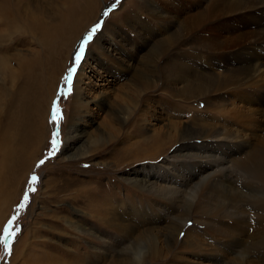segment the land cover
I'll list each match as a JSON object with an SVG mask.
<instances>
[{"label": "rangeland", "instance_id": "obj_1", "mask_svg": "<svg viewBox=\"0 0 264 264\" xmlns=\"http://www.w3.org/2000/svg\"><path fill=\"white\" fill-rule=\"evenodd\" d=\"M6 1L11 9L20 0ZM25 1L47 21L44 32L58 34L47 40L43 32L41 44L40 25L22 18L21 31L1 43L5 51L0 55L14 56L13 68L20 54L39 76L29 80V70L21 72L15 84L6 85L8 97L3 98L4 124L12 141L8 169L0 175V264H264V176L245 172L236 192H211V202L206 203L203 190L187 207L184 198L168 203L128 181L142 168L160 164L175 148L173 139L159 154L131 144L155 133L176 138L183 127L197 124L215 126L207 130L220 131L222 137L251 134L250 147L226 159L237 172V162L245 163L254 153L264 171V86H242L237 97L233 87L215 93L213 88L203 90L199 82L207 74L220 77L240 71L249 58L263 68L264 0ZM85 3L89 7H83ZM98 22L101 29L74 65L82 38ZM78 28L77 40L65 54V37ZM111 34L108 42L102 38ZM115 39L126 44L111 56ZM98 42L107 49L100 58ZM83 64L79 81L85 99L77 106L75 76ZM72 67L76 71L66 80ZM136 73L145 80L144 88L135 81ZM49 90L53 96L48 106ZM229 103L252 112L256 129L248 131L240 113L232 117ZM54 108L62 120H53ZM121 108L127 110V120L117 118ZM84 116L87 125L79 122L77 129L85 138L71 142V152L64 155L69 126ZM57 128L58 143L53 145ZM114 129L120 134L109 142ZM95 135L100 138L91 144ZM122 148L127 154L119 152ZM192 179L181 187L184 197L190 198L186 191L199 180ZM158 186L169 187L163 179ZM6 227L13 233L7 247Z\"/></svg>", "mask_w": 264, "mask_h": 264}, {"label": "bare ground", "instance_id": "obj_2", "mask_svg": "<svg viewBox=\"0 0 264 264\" xmlns=\"http://www.w3.org/2000/svg\"><path fill=\"white\" fill-rule=\"evenodd\" d=\"M15 1L17 2L19 0H15ZM24 1L25 0H20L19 2H17L18 6H15V4H13L14 6H12L13 8H11V9L8 8L9 7L8 5L11 3L7 2L6 0L3 1L4 6L3 5L0 6V8H4V13H5L2 15L3 9H0V27L6 28L3 31L0 30V52L2 51L1 43L6 41V40H8V41H10L11 39L13 40V38L16 36V34L19 31H21L19 29L21 27H23V24L20 23L22 18L27 23H30V24L33 23V25H40V26H38L39 28H37V29H39V30L42 29V33H41V31L39 32L41 35L44 32L43 26H45L47 24L46 23L47 21L45 22L42 17L39 18V15H37L39 13L36 14V12H34V10H36L37 8L34 9L33 11L31 9H28V7H26V3H24ZM26 1H29V0H26ZM86 6L89 7V5H87V3H85V5L83 7H86ZM75 10H76V8H75ZM40 11H42V10H40ZM42 14L45 15V12L42 11ZM73 15H74V13H73ZM75 15H76V13H75ZM40 16H41V14H40ZM26 22H24V23L26 24ZM34 23H37V24H34ZM43 24H45V25H43ZM48 25H50V24L48 23ZM48 25H47V27H48ZM30 27H31V25H30ZM79 28H80V26H79ZM79 28L76 30L74 29V31H72V33H70L71 35L69 37H65L67 39V41L65 40L66 42L63 41V42H65V45H64L65 49L62 50L61 49L62 47L60 48V50H62L65 54L69 53L70 47H72L75 44V41L77 40V35H79L78 34ZM32 30H31V32H32ZM35 30H36V28H35ZM28 31H30V29L27 30V32ZM51 32H53V31L51 30ZM51 32L50 33L44 32L45 34H43V35H45L46 37L42 35L43 39L40 41L41 44L43 43V41H45V38L48 40V38L50 36H56L58 34V33L53 34ZM36 33H37V31H36ZM33 34H35V33H33ZM33 34H32V36H34ZM113 36L114 35L111 34V35H108V37L106 35L102 38H106V40L108 42V40L113 38ZM26 37H28V36H26ZM58 38L60 39V37H58ZM53 39H54V37H53ZM49 40H51V39H49ZM106 40H104V41H106ZM52 43H53V41H52ZM115 43H116V45H114V47L111 48L110 52H109V53H111V56L115 52L119 51L120 47L122 48V44H123V46H125V44H126V43H122L121 40H116V39L113 42V44H115ZM44 44H45V42H44ZM45 46H47V45H45ZM48 46H50V45H48ZM52 46L50 49H52ZM60 46H63V44ZM96 46H100V48H101L99 51H97L99 53L98 57L99 56L103 57L104 54L107 53V49L103 48V46H101V43H99V42L96 44ZM58 48H59V46L56 49H58ZM58 50H56L55 52L57 54H60L61 52L60 51L58 52ZM4 51H2V52H4ZM93 51H95V50H93ZM93 51L88 53V55L85 57L83 62H85L86 60L89 59V57H91V53ZM156 51L158 52V48H156ZM63 52H62V54H63ZM50 53H53V52H50ZM13 57L10 56V58H9L7 56L0 55V131H1V135H0V175H1L2 170L6 169L9 166L7 163V160L11 159L9 144L12 141V136H11V133L8 134V132L6 131L7 126L4 124L6 118H5V116H3V113H2V107H3L2 104L5 103V99L3 100V98L9 92V89L7 90L6 85H8L9 83H11V86L13 84H15L14 82H15V80H17L20 73L25 72L24 74H27L26 71H28L29 68L31 67V64L28 62L25 63V61L23 60L24 58L22 59V57L19 54V55H17L16 59H14V62H16V66L13 68L10 65V61L13 60L12 59ZM25 58H27V57H25ZM63 58L66 59L65 57H62L61 60H63ZM255 60H256V58L247 59L244 62V65L240 71L234 72L230 75H223V76L218 77V76H215L213 74H207L204 76V78L199 79V82L202 84V86L205 85L203 87V90L211 91L213 88V92H215V93L221 92L227 88L229 89V88L233 87L232 89H234L236 92L235 95H237V97H239L240 93H241V89H239V88L242 86H246L248 84H249V86H253L254 84H256V86H258V85L264 86V66H263V68H261L260 66H257V64H255ZM28 61H31V59ZM120 62L122 63V61H120ZM83 68H84V64H83V66L82 65L80 66V68L78 70L79 73H77L75 76L76 82H75V87H74L75 88L74 93L77 94V98H76L77 104H75L77 106H78V100L80 102V101H83V99H85L83 97L84 94L82 93V91L85 90V88L81 87V84L79 81V78L81 79L80 75L82 73L81 71L83 70ZM175 69H177V68H173V70H175ZM33 74L39 76L37 73L34 72V70H33V72L29 70V73H28L29 76L27 77V79H29V80L30 79H36L37 80V77ZM21 76H23V74ZM184 76H186V75H183V77ZM23 78H24V76H23ZM142 78L143 77L142 76L140 77L137 73L135 74V81L137 82V84L140 87L144 88L146 83H145V80H143ZM55 79H56V77H55ZM55 79H54V81H55ZM195 80H198V78ZM21 81H22V77H21ZM23 81H24V79H23ZM56 85L57 84H55L54 90L56 89ZM17 87H19L18 84H17ZM54 90H52V91H54ZM48 94L49 95L46 96V98L48 97L47 101H48V106H49L53 94L50 93V90H49ZM235 95L232 96L233 99H236ZM6 97H8V96H6ZM49 97H51V99H49ZM103 103L104 102L102 99L96 100V104L99 107L103 106ZM233 104L234 103H229V107L231 110V111H229L230 115L232 117L237 118V114L240 113L243 116V118H241V119H244V121H243L244 127H247L248 131H250V130L253 131L252 129L255 128L253 126L256 125L255 120L252 117V116H254L253 113L250 111H245L242 108H238V107L236 110V108L233 106ZM123 106H125V105H123ZM207 106H213V105L210 102H207ZM227 106L225 105L226 108H227ZM48 110H49V108H48ZM126 112H127V110L124 108L117 110V114H116L117 118L123 116L121 119L127 120V115H126L127 113ZM47 114H48V111H47ZM75 117H77V116H75ZM88 120L89 119H86L85 116L82 118L79 117V120L73 122L69 126V128H68L69 134H68L67 140L65 142L66 144L69 143V145L67 147H64L65 148L63 151L64 155L69 154L71 152V150H72V148H71L72 144H70L71 142H74V141L76 142L78 138H79L78 141H81L83 138H85V137H83V134H82V136L81 135L78 136L79 130L77 129V127H78L79 122L87 125ZM214 127L215 126H213V128ZM213 128H207L201 124H197L195 126V128H189L186 126V127H183V129L177 134L176 138H174L175 135H173V134L171 135L170 133H164L162 135L155 133V136H157L158 138L153 136V137H149L146 141H140V142H136V143L131 144L134 146L135 145H137V146L141 145V146L150 147L151 151H153L154 154H157L158 152L160 153L162 151V149L165 150L164 146L167 143H169V141H171L173 139L174 144H175V148H173V150L171 151L170 156H167L160 161V164H157L155 166L152 165L150 168H142L141 171L136 172V174H138V175L130 178L128 180L129 184H131L134 188H137L139 191L153 192V193H155V195H159L160 197H162L161 198L162 201H165L168 203H169V201L172 204H173V202L179 203L181 201V199L184 198L183 199L184 203H182V202L181 203L184 204L185 207H187L188 205H190L192 203V201L194 199L193 198L194 195L197 192H201L203 190L205 191V195L203 197L206 200V203L211 202L210 201L211 200V194H210L211 192H216V191H225L227 193H231V192L233 193L234 191L236 192L237 191L236 186H238L240 183L239 177L241 174H245V172L247 173L246 175H248V176H252V177L257 176L258 178H263V176H264L263 168L259 167V165L257 164L256 156L254 153H251L252 155H250L246 160H244L245 163H242V162L238 163L237 162V165L239 167V169H237V172L234 170L231 161H228L226 159V156L228 154H231V153L239 154V153L243 152V150L248 149L250 147L249 141H251L253 136L249 133H248L249 135H247V133L245 134V133L237 132L236 136L233 135V136L222 137L221 135L223 133H221L220 131H209V130H207V129H213ZM118 134H120L119 131H117V129H114L112 132V139H110V136H111L110 135L108 141L109 142L112 141L114 138H116V135H118ZM99 138H100V135H95L90 140L91 144L96 143V141H97L96 139H99ZM78 141H77V143H78ZM37 143H38V141H37ZM37 143H36V146H37ZM130 148H133V147H130ZM126 150L127 149L122 148V150H119V152L121 154H127ZM228 164H230V165H228ZM240 164H241V166H239ZM175 170H178L179 172L175 174ZM161 179L166 181L168 183L169 187L158 186V180H161ZM191 179H192V182H193V180H196V179H199V180L196 183L192 184V186H190V187L188 186L189 189H188V193L186 191V194L191 195V196H190V198H187V197H184V195H183L184 191H182L181 187H184V186L187 187V184L189 183V181ZM2 190L0 189V195L3 193ZM157 190L163 191V193L162 194H160L159 192L156 193ZM4 194H5V191H4ZM182 195H183V197H182Z\"/></svg>", "mask_w": 264, "mask_h": 264}, {"label": "snow or ice", "instance_id": "obj_3", "mask_svg": "<svg viewBox=\"0 0 264 264\" xmlns=\"http://www.w3.org/2000/svg\"><path fill=\"white\" fill-rule=\"evenodd\" d=\"M108 13H105V15H107ZM102 27V24L101 23H97L92 29L89 30V32L87 33V35L85 37L82 38L81 40V45H80V48L76 51V53L74 54V58H73V64L74 65H78L81 61H82V58L86 52V46L89 45L92 40L94 39V34L100 30ZM76 71V68L75 67H72L69 69L68 71V76L65 77L66 80H70L73 73ZM70 91V89H69ZM53 120H62V115L59 114V109L58 108H54L53 109ZM58 136H59V131H58V128H57V131L56 133H54V139L52 141L53 145H55L56 143H58ZM41 164L44 163L43 160L40 161ZM31 180L33 183L36 182L37 180V177L35 175H33L31 177ZM30 191H34V189H30ZM28 200V196L26 195L25 196V201ZM13 223V220H9L8 221V224L11 225ZM4 232H5V238H4V243H5V246L7 247V239L9 237H11L13 235V233L11 231H9V229L6 227L4 229ZM10 254V252H9Z\"/></svg>", "mask_w": 264, "mask_h": 264}]
</instances>
